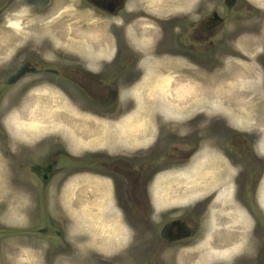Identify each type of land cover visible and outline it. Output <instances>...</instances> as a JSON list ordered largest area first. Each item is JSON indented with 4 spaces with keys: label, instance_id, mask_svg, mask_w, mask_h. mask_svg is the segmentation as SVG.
I'll return each mask as SVG.
<instances>
[{
    "label": "rangeland",
    "instance_id": "374dc122",
    "mask_svg": "<svg viewBox=\"0 0 264 264\" xmlns=\"http://www.w3.org/2000/svg\"><path fill=\"white\" fill-rule=\"evenodd\" d=\"M44 3L0 18V264H140L139 242L193 228L205 205L209 247L176 262L255 249L264 264V28L225 58V28L206 31L213 14L238 29L222 0H127L115 16ZM148 194L154 228L137 220Z\"/></svg>",
    "mask_w": 264,
    "mask_h": 264
},
{
    "label": "flooded vegetation",
    "instance_id": "af4514ba",
    "mask_svg": "<svg viewBox=\"0 0 264 264\" xmlns=\"http://www.w3.org/2000/svg\"><path fill=\"white\" fill-rule=\"evenodd\" d=\"M15 2L17 0H3V2L0 4V18L3 19L5 12L8 10V7H12L15 5ZM47 2V6H49L50 0H27L28 6H40L44 5ZM81 2H84L87 6L92 7L94 10H98L99 12H102L104 14L108 13L113 16L117 15L121 10L125 8V4L127 0H81ZM222 2L226 5L227 10H236V16H237V23H238V29H235L234 31L230 30L227 25L226 16H223L224 18L218 16V14H213L214 18L212 19L215 21L217 25H210L211 20H206V31L210 34L209 38L212 37L215 32H219L220 27H224V29L221 30V37H220V43L219 48L222 54L226 56V53H230L231 55H237V54H245L249 53L245 49H243L240 45L241 38L244 36H250L252 38L257 37L256 35H260L261 33H258L262 31L264 28V15L261 12V8L259 4H255V2L248 1V0H222ZM2 6V8H1ZM243 12L245 15H243ZM227 26V27H226ZM264 31V30H263ZM263 33V32H262ZM231 34V37H230ZM239 42V45H238ZM252 42V50L256 48L255 41ZM240 54V55H241ZM260 55L261 58V64L264 67V51ZM227 58V56L225 57ZM264 72V70H263ZM50 169V168H48ZM48 169H45L44 171L48 172ZM41 175V174H40ZM39 175V176H40ZM42 179L44 182H47L48 176L42 175ZM231 186L232 182L228 181ZM226 182V183H228ZM258 180L252 179L251 180V189H250V196L252 199V204L258 208ZM237 188V194H242L243 198H247L246 192L242 189V182H240V185L238 184ZM230 196V195H229ZM146 198V204L142 205L143 212V218H137V220L141 223H150L151 228L155 227V224L158 225L156 222H153V220L150 218V216L146 219V211H148V208H151V212L154 213L156 206L153 199L155 197L150 196L149 194L145 196ZM211 206L208 205L203 208L201 214H199V217L197 221L193 223V228L189 229L180 221H170L166 224L161 223V230L159 231V234L148 244H139L136 246V248H139V245L143 248H139V255L141 256L140 264L147 262L149 264H178L177 256L180 254V251L186 250V251H193L197 250L200 246L205 247L206 245H210V241L208 240L209 231H206V221L210 222L209 219L206 220V216L210 214ZM154 224V225H153ZM223 228H225L223 226ZM228 233L232 232L230 230H226ZM237 231V230H236ZM206 233L205 237L202 239H199L201 241H195V238H198L201 236V234ZM228 233H225V235H220L218 239H224L225 236H231L228 235ZM232 233H235V230H233ZM252 236L248 237L251 238L253 241L257 239V235H255V230L252 232ZM146 235V234H145ZM144 235V236H145ZM152 238V237H151ZM139 239V238H137ZM250 239V244L253 246L254 242ZM188 240L190 243L186 248L180 249L179 243ZM203 244V245H202ZM242 245V243H240ZM239 244V245H240ZM238 246V245H236ZM145 247V248H144ZM224 252V249L219 248ZM240 249V248H239ZM236 250L237 251H239ZM226 250V249H225ZM205 251V250H204ZM250 252L247 250H241L238 252L236 256V260L233 262L226 261L225 263L222 262L220 264H240L241 262L244 264V262H247V264H252L253 260H255V249H250ZM234 252V253H236ZM249 253H251L249 256ZM175 256L176 260H171L170 257ZM235 258V256H233ZM177 261V262H176ZM257 262V261H256Z\"/></svg>",
    "mask_w": 264,
    "mask_h": 264
},
{
    "label": "bare ground",
    "instance_id": "6f19581e",
    "mask_svg": "<svg viewBox=\"0 0 264 264\" xmlns=\"http://www.w3.org/2000/svg\"><path fill=\"white\" fill-rule=\"evenodd\" d=\"M144 15V14H143ZM157 17V16H156ZM24 25V24H23ZM61 32V35L64 36L65 35V32H64V26H63V29L60 31ZM91 39V38H90ZM107 39V38H106ZM68 40V39H67ZM88 41V40H87ZM98 41V40H97ZM110 44V43H109ZM107 45V44H106ZM92 46V45H91ZM111 46V45H110ZM115 60V59H114ZM31 108V107H29ZM24 109V108H23ZM29 111V110H28ZM24 115V114H23ZM26 116V115H25ZM47 119V118H46ZM126 123V122H125ZM228 245V244H227ZM226 245V246H227ZM228 258V257H227Z\"/></svg>",
    "mask_w": 264,
    "mask_h": 264
}]
</instances>
